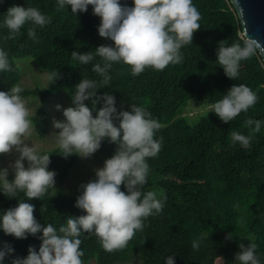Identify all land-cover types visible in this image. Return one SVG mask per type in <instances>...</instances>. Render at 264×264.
Returning a JSON list of instances; mask_svg holds the SVG:
<instances>
[{"label": "trees", "instance_id": "trees-1", "mask_svg": "<svg viewBox=\"0 0 264 264\" xmlns=\"http://www.w3.org/2000/svg\"><path fill=\"white\" fill-rule=\"evenodd\" d=\"M201 13V27L193 34L192 44L181 49L183 61L169 65L163 71L146 68L138 76L122 63H113L110 83L97 90L115 97L117 111H130V105L143 107L156 119L161 128L156 138H163L158 155L148 159L149 174L142 192L154 191L164 199L161 213L148 217L143 231H137L123 249L105 251L95 234L82 233L80 248L84 252V264H165L172 256L174 264H239L235 254L239 244L257 245L256 255L264 264V66L257 52L240 62L239 75L228 78L217 63L220 41L225 46L239 43L241 25L229 0H192ZM132 6V0H120ZM12 6L36 7L50 17V22L36 28L35 38L27 35L25 25L15 39L5 41L8 34L4 26L7 9ZM100 18L93 15L92 6L86 12H71V7L57 10V0H0V48L8 53L11 71L0 72V91H8L18 85L20 70L16 59L29 58L32 67L41 73L58 71L59 79L53 84L47 80L43 91L25 90L22 97H34L32 119L34 133L44 137L48 130L46 100L50 96L64 95L69 107L72 104L75 85L81 79L99 82L102 77L95 73L93 64L103 63L95 56V48L113 45L110 39L98 34ZM92 52L94 60L82 65L71 53ZM234 84H244L256 92L254 106L241 112L229 123L222 122L213 112L189 123L184 119L170 122L178 108L191 101L194 105L208 106L219 101ZM103 101L96 104V109ZM84 104L92 108L91 100ZM209 111V110H208ZM95 115V111L93 112ZM247 119L262 121L259 132L246 126ZM118 126V122H117ZM233 131L251 135V143L245 148L233 143ZM117 145L104 138L95 152L97 162L110 158ZM49 154V171L56 173L60 184L75 166L78 155L64 158L59 147L40 151ZM0 155V163H1ZM9 180H12L9 178ZM121 191H125L121 185ZM77 195H66L59 189L48 191L40 199L28 200L22 192L17 198H9L0 192V216L17 206V199L34 205V216L42 225H66L68 217L85 215L75 206ZM46 211L41 213V207ZM42 233L18 239L6 235L0 228V248L11 246L14 251L2 264H11L17 257L25 258L28 248L37 252L42 243ZM230 236V238H229ZM198 240V249L192 242Z\"/></svg>", "mask_w": 264, "mask_h": 264}, {"label": "clouds", "instance_id": "clouds-1", "mask_svg": "<svg viewBox=\"0 0 264 264\" xmlns=\"http://www.w3.org/2000/svg\"><path fill=\"white\" fill-rule=\"evenodd\" d=\"M89 5L93 15L100 18L99 36L110 39L113 45L102 44L95 48V56L103 63L93 64L92 70L102 80L81 79L75 85L74 106L62 109V121L53 120L54 128L59 129L55 138L64 158L71 155L90 158L104 138L117 148L103 167L94 169V180L79 185L82 191L76 197L75 206L86 214L68 217L66 225L60 226L58 231L52 224L39 223L34 216V205L24 199H17V206L4 211L0 228L6 235L25 239L27 235L42 233L39 251L29 247L25 258L17 257L11 264H84V252L80 248L82 233L95 234L105 251L123 249L137 231H143L144 221L161 213L164 207V199L158 198L156 192H142L150 170L148 159L156 157L162 147L163 138H156L160 123L135 104L130 105V111H117L115 97L106 92L99 96L97 90L110 83L113 63L128 65L133 76L140 75L146 68L163 71L170 64L181 63V49L192 44L193 34L201 27V13L192 0H132L131 7L121 4L120 0H57V10L70 6L74 15L86 12ZM50 19L36 7H9L4 19L9 31L3 39H15L25 25H29L28 37L34 39L36 28L45 26ZM239 41L231 46L220 41L216 53L217 63L232 80L239 75L240 62L256 55L260 47L246 28L239 33ZM71 55L82 65L94 60L90 51L83 54L73 51ZM8 71H11L8 53L0 48V72ZM59 78L58 71L47 74L50 84ZM22 91L19 85L0 91V155L17 154L8 167L0 168V192L9 198H17L22 192L28 200L40 199L49 189H55L56 173L48 170L49 154H40L38 148L28 142L35 124L31 110L20 95ZM257 99L250 87L234 84L222 99L209 106L208 112L229 123L254 106ZM86 100H91V109L84 104ZM101 101L102 106L96 109ZM56 108L61 110L60 105ZM245 124L252 132H259L262 121L247 119ZM231 137L233 143L238 142L245 148L252 139L251 135L236 131ZM9 169L14 173L12 180L7 179ZM121 185L126 192L121 191ZM44 211L42 206L41 213ZM199 246L198 240L192 242L193 249ZM256 248L255 243L239 244L235 260L239 264H261ZM13 251L9 245L0 248V264ZM165 264H174L173 257L168 256Z\"/></svg>", "mask_w": 264, "mask_h": 264}, {"label": "rangeland", "instance_id": "rangeland-1", "mask_svg": "<svg viewBox=\"0 0 264 264\" xmlns=\"http://www.w3.org/2000/svg\"><path fill=\"white\" fill-rule=\"evenodd\" d=\"M30 59L25 57L21 59H16L15 64L20 70V78L18 85L25 90H30L32 92L43 91L46 82L47 74L41 73L35 70L30 64ZM31 110L33 112L36 100L34 97H23ZM56 105L61 106V110H57ZM69 107L68 102L64 98L63 94L57 96H50L46 100V108L48 110V130L45 133L44 137L39 138L32 132L31 136L28 138V142L35 145L39 152L43 150H48L58 147L56 143L55 134L59 132V129L54 128L53 120L62 121L64 119L62 115V109ZM209 110L207 104L200 103L198 106L194 105L193 102L188 101L183 106L177 109L175 115L171 118L170 122H173L177 119H184L189 123L195 122L200 117L206 116ZM16 153L1 155L0 168L8 167V165L14 162L16 158ZM95 153L87 159L77 157V162L75 166L68 172L66 178L58 184L55 180V189H59L62 193L66 195H77L82 191L79 189V185L87 183L89 180L95 179L94 169L103 167V162H97L95 159ZM25 167H27V161H24ZM13 179L14 173L9 169V174L7 179ZM54 189H49V192L52 193ZM128 262L126 261V264ZM136 264V259L134 254L132 256L131 262ZM218 264L219 261H216ZM87 264H94L93 261H90Z\"/></svg>", "mask_w": 264, "mask_h": 264}, {"label": "water", "instance_id": "water-1", "mask_svg": "<svg viewBox=\"0 0 264 264\" xmlns=\"http://www.w3.org/2000/svg\"><path fill=\"white\" fill-rule=\"evenodd\" d=\"M241 25V31L260 44L258 54L264 66V0H229Z\"/></svg>", "mask_w": 264, "mask_h": 264}]
</instances>
